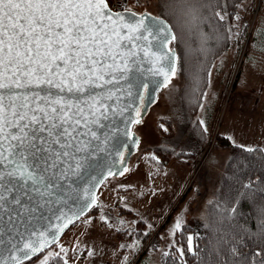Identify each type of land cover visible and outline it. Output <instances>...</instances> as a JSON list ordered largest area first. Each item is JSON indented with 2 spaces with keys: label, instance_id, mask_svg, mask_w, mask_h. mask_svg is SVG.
<instances>
[{
  "label": "snow or ice",
  "instance_id": "1",
  "mask_svg": "<svg viewBox=\"0 0 264 264\" xmlns=\"http://www.w3.org/2000/svg\"><path fill=\"white\" fill-rule=\"evenodd\" d=\"M192 2L170 0L169 12L178 19V12ZM227 7L226 0H201L200 8L188 9L185 14L193 23L189 39L200 43V36H204L207 41L208 36L200 31L202 26L212 20L223 22L229 15ZM232 15L239 21L238 13ZM122 20V14L113 13L106 0H0V264H25L49 244L56 243V232L49 231L50 222L54 216L58 221L66 219L67 213L61 209L69 204L75 207L73 215L77 218L92 208H100L91 196L96 184L101 182L95 175L99 167L94 158L99 151L98 137L90 126L95 116L87 100L82 101L88 105L85 112L71 98L94 99L90 93L97 87L103 90L104 86L118 85L121 79L127 83L129 64L140 70L136 54L129 53L131 59L122 62L123 69L113 71L119 55L113 53V47H130L121 41L137 39L133 35L122 36L123 29L129 28L131 32L142 29L139 39L160 53L159 67L149 70L153 77L161 79L144 82L141 78L138 85L142 92L137 93L136 101L144 106V111L155 102L157 90L167 88L179 75L180 57L169 46L179 38L170 24L154 17L148 26L141 18L133 28L120 23ZM178 26L181 27L179 23ZM257 39L254 37V42ZM210 74L209 70L207 75ZM96 81H103V85H97ZM205 95L201 94V99ZM113 96L119 99L116 91L107 99ZM99 105H104V99ZM133 110L140 115L141 108ZM128 122L141 123L139 119ZM198 123L201 132L207 133L205 121ZM228 139L231 141V137ZM238 147L248 154L264 153V149ZM124 171L127 169L116 174L123 175ZM246 171V168L237 169L241 177ZM261 171L264 173V168ZM257 183L264 184V180H249L241 185L246 192L254 194L253 198L242 193L231 214L246 221L259 214L261 219L256 222L255 231L243 229L236 246L230 249V258L222 264H264V253L252 251L254 247L264 246V207H258L255 199L264 200V187L254 188L253 184ZM84 185L88 188L81 198L76 190ZM241 202L249 203L252 211H241ZM100 220L107 222L104 215ZM85 223L90 224L91 218ZM181 230V220L177 217L172 235ZM148 234L141 235L146 238ZM187 240L189 253L195 255L192 237ZM120 247L136 249L137 253L140 250L137 243ZM167 247L176 248V244ZM239 248L249 250L239 252ZM176 250L183 257L184 249ZM87 255L93 257L96 251L90 250ZM163 255L171 258L170 251ZM50 258L57 264H66L60 253H50L41 264H49ZM122 259L124 264H131L130 257Z\"/></svg>",
  "mask_w": 264,
  "mask_h": 264
},
{
  "label": "rangeland",
  "instance_id": "2",
  "mask_svg": "<svg viewBox=\"0 0 264 264\" xmlns=\"http://www.w3.org/2000/svg\"><path fill=\"white\" fill-rule=\"evenodd\" d=\"M122 1L124 7L139 12L159 11L155 0ZM239 17L231 47L210 69L203 107L192 117L185 115L180 99L184 76L179 71L134 126L140 136L138 148L127 171L109 177L100 187V210L76 221L55 245L27 264H41L50 253H60L68 264H124L125 256L131 264H163L162 253L176 243L177 233L173 236L172 231L177 217L183 226L202 216L216 194L230 154L218 136L251 147L264 136V2L244 1ZM254 37L259 39L254 42ZM162 119L172 121L174 133H169L165 121L160 124ZM200 120L207 133L201 132ZM157 146L169 148V156L158 154L153 149ZM89 218L91 223L86 224ZM142 233L150 234L145 238ZM134 243L138 253L120 247ZM61 248L67 251L60 252ZM90 250L96 255L89 257ZM53 261L50 258L49 264Z\"/></svg>",
  "mask_w": 264,
  "mask_h": 264
},
{
  "label": "trees",
  "instance_id": "3",
  "mask_svg": "<svg viewBox=\"0 0 264 264\" xmlns=\"http://www.w3.org/2000/svg\"><path fill=\"white\" fill-rule=\"evenodd\" d=\"M155 1L159 8L157 14L168 20L179 38L177 42H173L169 46L175 47L180 57L179 71L184 76V85L180 93L181 106L189 118L194 116L200 108L198 105L202 102L201 94H204L206 90L207 83L205 81L208 82L207 74L214 61L232 45L233 36L238 27L236 26L238 21L232 14L238 13L239 15L241 5L246 0H226L229 15L225 16L223 22L212 20L202 26L200 31H203L208 39L205 41L204 36H200V43L189 39L193 23L185 12L188 9L200 8L201 0H193L190 5L185 6L178 12V19L169 12L170 0ZM233 4L236 7H233ZM220 11L223 14L224 9L221 8ZM178 23L181 27L178 26ZM164 121L170 128L169 133H174L172 121L162 119L160 124H163ZM217 141L221 142L223 147L229 148L230 154L218 181L216 194L206 206L202 216L193 217L192 221L184 224L182 230L177 232L175 244L176 248L184 249L183 257L176 248H172L169 250L171 258L165 257L164 252L162 253L163 264H222L224 260L230 258V249L236 246L235 241L241 238L243 229L250 228L255 231L256 222L261 219L259 214H254L251 220L246 221L238 216H233L231 210L237 206L242 193L253 198L254 194L246 192L241 186L242 184L249 180H264V173L261 171L264 168V153L261 151H254L251 154L243 152L238 147L240 144L233 143L226 136L219 135ZM252 148L264 149L260 146ZM153 149L160 155L169 156L170 150L167 147L157 146ZM245 168L247 169L246 173L242 177L239 176L237 169L244 170ZM253 187H264V184H253ZM255 199L258 207H264V200L260 197H255ZM99 210L100 208H92L87 215L95 214ZM240 210L245 213L252 211L247 202L240 203ZM189 236L192 237L195 255L188 251L187 238ZM248 250V248L238 249L239 252ZM252 251L264 253V246L254 247ZM38 256L26 261L25 264L34 261ZM61 259H64L63 256ZM53 263L57 264L55 259ZM66 264L68 263L66 262Z\"/></svg>",
  "mask_w": 264,
  "mask_h": 264
},
{
  "label": "water",
  "instance_id": "4",
  "mask_svg": "<svg viewBox=\"0 0 264 264\" xmlns=\"http://www.w3.org/2000/svg\"><path fill=\"white\" fill-rule=\"evenodd\" d=\"M106 3L108 8L113 13L122 14L123 20L120 23L131 25L133 28L138 25L141 18L148 26H151L152 18L154 17L162 18L170 24L168 20L158 14H153L148 11L139 12L131 8L113 10L109 5L108 0H106ZM114 19H116V17H114ZM117 28L119 31V24L117 25ZM141 31L142 29L137 28L135 32H131L129 28H124L121 32L122 36L133 35L136 36L137 39L131 41H121L122 43L130 44V47H113V53H119V55H116L113 71H115L116 68L123 69L122 62L129 61L131 59L129 53H135L136 60L140 64V70H137L132 64H129L130 71L127 73V83L121 79L118 85H107L103 87V90L100 87H97L92 93H90V97H93L94 99H90L89 97L71 98L75 105L77 107L84 108L85 112H87L88 105L83 104L82 101L87 100L88 104L91 105L92 112L95 116V119L90 121V126L98 137L96 144L98 145L99 151L96 153L94 158L98 161L99 167L96 168L95 175L101 182L96 184L91 196L95 198L98 204L100 202L98 199L100 187L109 177L118 176L116 173L126 169L131 156L138 148L140 136L134 130V126L137 123H129V119H139L142 121V118L146 115L150 106L153 104L147 105L146 111H144V106L136 101L137 93L142 92V90L138 87L140 79L142 78L144 82L151 79H161L160 77H153L151 75V71L149 70L150 68L155 69L159 67V50L150 48L143 40L139 39ZM113 39H115V36H113ZM175 50L177 53L176 48ZM153 51L156 52L155 56L152 55ZM145 53H148V55H145ZM108 63L111 64L112 61L110 60ZM96 84L103 85V81H96ZM161 90L162 88L158 89L155 93L156 100ZM112 91H116L118 93V100L115 96H113L111 100L107 99ZM129 92H131V95L128 94ZM101 99H104V105H99V101ZM102 107L103 111H101ZM135 108H141L139 116H137L136 111L133 110ZM87 188L88 185H84L82 188L77 189L76 192L81 198H83L86 195L85 189ZM91 210L77 218L73 215V211H75V207L73 205L69 204L67 208H62L61 211L67 213V218L58 221L54 216L49 227V231L56 232V243L76 221L86 216ZM49 215H51V213H49ZM56 243L49 244V246L42 250L41 253ZM38 255H35L30 259Z\"/></svg>",
  "mask_w": 264,
  "mask_h": 264
},
{
  "label": "built area",
  "instance_id": "5",
  "mask_svg": "<svg viewBox=\"0 0 264 264\" xmlns=\"http://www.w3.org/2000/svg\"><path fill=\"white\" fill-rule=\"evenodd\" d=\"M108 3L113 10L126 9V7H124L123 5L124 3L122 0H108Z\"/></svg>",
  "mask_w": 264,
  "mask_h": 264
},
{
  "label": "crops",
  "instance_id": "6",
  "mask_svg": "<svg viewBox=\"0 0 264 264\" xmlns=\"http://www.w3.org/2000/svg\"><path fill=\"white\" fill-rule=\"evenodd\" d=\"M260 115H259V118H258V126L257 128L261 129L262 128V125L263 123L260 121ZM264 136H259L258 138H256V143H254L253 146H260L262 148H264V139H263Z\"/></svg>",
  "mask_w": 264,
  "mask_h": 264
}]
</instances>
